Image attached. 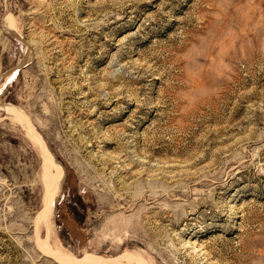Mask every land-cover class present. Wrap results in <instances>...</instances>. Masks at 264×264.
Masks as SVG:
<instances>
[{
  "label": "rangeland",
  "instance_id": "rangeland-1",
  "mask_svg": "<svg viewBox=\"0 0 264 264\" xmlns=\"http://www.w3.org/2000/svg\"><path fill=\"white\" fill-rule=\"evenodd\" d=\"M44 245L264 264V0H0V264Z\"/></svg>",
  "mask_w": 264,
  "mask_h": 264
},
{
  "label": "bare ground",
  "instance_id": "bare-ground-1",
  "mask_svg": "<svg viewBox=\"0 0 264 264\" xmlns=\"http://www.w3.org/2000/svg\"><path fill=\"white\" fill-rule=\"evenodd\" d=\"M8 108V107H7ZM12 110V109H11ZM11 110H10V112H11ZM16 110V109H15ZM9 112V111H8ZM12 119V118H11ZM26 125V124H25ZM43 150V149H42ZM46 155V154H45ZM44 155V156H45ZM49 155V154H48ZM48 161V160H47ZM46 161V162H47ZM50 161V160H49ZM50 165V164H49ZM51 166H54L55 168H56V170H57V172H56V175H54V176H52L51 178H50V191H49V200H52V198H53V196H54V193L58 190V188H59V186H60V184H61V182H62V169L60 168V166H59V164H57V163H52V165ZM53 201V200H52ZM49 203H50V201H49ZM48 206V205H47ZM47 206H45L46 208H47V210H48V207ZM44 211V210H43ZM42 211V212H43ZM48 212V211H47ZM47 212H43V213H41L40 215H37V220L35 219V223H36V225H37V222H38V220H39V222L40 221H42V220H40L43 216H44V214L46 213L47 214ZM40 224V223H39ZM42 247V246H41ZM43 248V251H45V253H46V255H51L52 256V258H54L59 264H119V262L118 261H110V260H108V261H106V260H102V259H100V258H97V257H91V256H85V257H83L82 259H76L75 257H73L72 255H65V254H62L61 253V251H60V249H57V251L56 252H54V251H51V249H47V247L44 245V247H42ZM60 252H59V251ZM126 262V261H125ZM123 263V262H122Z\"/></svg>",
  "mask_w": 264,
  "mask_h": 264
}]
</instances>
